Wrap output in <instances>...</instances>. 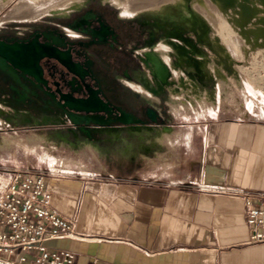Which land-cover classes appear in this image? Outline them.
<instances>
[{"label": "crops", "instance_id": "crops-1", "mask_svg": "<svg viewBox=\"0 0 264 264\" xmlns=\"http://www.w3.org/2000/svg\"><path fill=\"white\" fill-rule=\"evenodd\" d=\"M119 88L147 101L138 83ZM207 94L173 96L170 115L160 113L171 125L94 140L18 108L41 153L30 166L44 173L50 207L74 225L47 247L70 251L72 264H264V242H247L243 201L221 191L264 190V117L222 115Z\"/></svg>", "mask_w": 264, "mask_h": 264}, {"label": "water", "instance_id": "water-1", "mask_svg": "<svg viewBox=\"0 0 264 264\" xmlns=\"http://www.w3.org/2000/svg\"><path fill=\"white\" fill-rule=\"evenodd\" d=\"M188 14L193 24L206 30L203 44H207L209 25L191 10ZM174 17L188 21L178 14ZM53 32L34 31L11 44L0 41V84L15 93L19 88L24 89L21 95L7 103L0 102L1 106L13 111L22 108L42 114L52 124L65 127L74 138L81 136L88 140L118 130L137 132L141 136L143 131H154V127L163 122L162 110L159 108L157 111L149 101L144 104L138 100L135 102L111 88L91 83L92 66L71 65L70 58L61 52L64 47L61 35ZM182 41L191 49L188 56L190 67L205 80L203 51L191 39ZM195 52L201 59L194 55ZM143 62L145 65H142L141 74L147 80L141 85L154 96L164 91L172 93L171 88L184 82L168 79L173 74L171 65H163L161 61L162 65ZM18 75L27 81L30 89L20 83ZM189 77L190 82L203 83L200 79L195 81L191 73Z\"/></svg>", "mask_w": 264, "mask_h": 264}, {"label": "flooded vegetation", "instance_id": "flooded-vegetation-1", "mask_svg": "<svg viewBox=\"0 0 264 264\" xmlns=\"http://www.w3.org/2000/svg\"><path fill=\"white\" fill-rule=\"evenodd\" d=\"M85 1L80 6L70 8L65 14H55L58 16L54 19H45L27 27H4L0 29V41L11 44L26 38L34 31H55L53 33L61 35L64 43L61 52L70 58L71 65L92 66L91 83L105 89L111 88L135 102L138 99L122 93L119 86L122 79L138 84L145 83L147 77L141 74L142 65H145L143 60L147 65H171L170 71L173 74L169 75V80L189 81L191 73L195 81H203V77L190 67L188 56L191 49L182 40L191 39L202 50L206 36L204 28H198L189 18L187 21L172 16L123 17L108 2ZM213 48L216 51L213 54L215 63H221V54ZM194 55L201 59L196 52ZM203 72L205 79L210 80V73L208 74L204 65ZM18 78L22 85L30 89L26 80L20 75ZM194 83L195 91L201 89ZM23 91V88H19L15 93L9 91L6 85L0 84V102L7 103Z\"/></svg>", "mask_w": 264, "mask_h": 264}, {"label": "built area", "instance_id": "built-area-1", "mask_svg": "<svg viewBox=\"0 0 264 264\" xmlns=\"http://www.w3.org/2000/svg\"><path fill=\"white\" fill-rule=\"evenodd\" d=\"M0 187V264H72L68 250H51L47 241L73 235V221L50 207L44 173L8 170ZM245 206L248 243L264 242V190H221Z\"/></svg>", "mask_w": 264, "mask_h": 264}, {"label": "rangeland", "instance_id": "rangeland-1", "mask_svg": "<svg viewBox=\"0 0 264 264\" xmlns=\"http://www.w3.org/2000/svg\"><path fill=\"white\" fill-rule=\"evenodd\" d=\"M17 1L19 0H10L6 5H4V7H1L0 17L4 13H6L7 10H9L12 7V5H14ZM33 1L36 3L38 2V0H33ZM83 1L84 0H82V2ZM88 1L90 0H86L85 2ZM94 1L108 2L112 7H114V9L118 14H120L121 12L122 6L113 4L109 0H94ZM191 2L192 1L190 0L189 2L190 6H191ZM169 7H171V5ZM171 14H174V16L177 15L173 10V12L169 14L168 13L158 14L156 12L154 13L142 12L137 15H132V16L122 15V16L129 18L151 17V16L168 18L170 17ZM51 15H55V13L43 14L39 18L30 19V20H16V21H5V22L3 21L2 22L3 24L1 23L2 25H0V29L4 27H27L30 24H36L39 21H43L45 19H54L56 16H58V15L55 16H51ZM227 19L228 18L226 17H222L221 29L225 33H227L226 31L230 32L231 34H235L237 32V35L238 34L240 35L239 36L240 43L238 42L237 44V46L240 48L237 47L238 54H236L235 56L236 59L232 61L233 63H230L227 59H225L224 62L222 60L221 63H215V61L213 60V53L210 51L208 45L203 44L202 51L204 53L203 58L205 59L203 65H207L210 68L213 65H216V67H219L220 72H222L224 76L215 77L214 75L212 79L206 80L204 81L203 84H200L199 86L201 89H199L194 94H203L202 96L205 97V93H211L215 95L216 104H217L216 93L219 92L220 101L218 107L222 115L231 113L232 115L237 114L238 117L247 116V117L263 118L264 117V52L263 51L261 52V50H259V45L257 43L254 42V44H252L253 41H251V39L248 40L245 37H243V35H241L240 32L238 33V30L236 28H232L233 26L231 27L230 24H228L227 26V22L231 23L230 20L227 21ZM205 21L208 23V25L211 28V33L208 31L207 35L209 34L212 35L214 32V28L207 20ZM233 30L234 32H232ZM244 42L246 45H244ZM250 45L252 46L253 49L251 48ZM225 62L230 66H227ZM140 86L143 91H139V95L143 99L151 102L153 105L160 108L163 112L164 117L170 115L171 104L174 103L172 93L168 91L167 92L164 91L161 92L159 96H153L151 95V93L146 91L143 85L140 84ZM178 96H180V94H178ZM176 101L178 102L179 100ZM0 109H1L0 138H2L3 136H14L16 139L23 138L26 140L28 138V134L24 130V128H22V126L18 125L17 123V117H18L17 111L9 110L7 107L1 105H0ZM171 124L172 123L167 121L165 118L161 123V125L163 126H167ZM129 139L132 140L133 137L131 136ZM28 144H31L36 149L35 153L26 154L20 148L15 151L10 150L9 152L6 151L5 149L4 150L0 149V181L2 182L5 181V178H7L8 176L6 174H9L8 170L13 168L36 170V168L31 167L30 164H32L33 162L34 163L38 162L41 153L39 148H37L36 144L30 142H28ZM146 156H148V154H146Z\"/></svg>", "mask_w": 264, "mask_h": 264}, {"label": "bare ground", "instance_id": "bare-ground-1", "mask_svg": "<svg viewBox=\"0 0 264 264\" xmlns=\"http://www.w3.org/2000/svg\"><path fill=\"white\" fill-rule=\"evenodd\" d=\"M9 1L10 0H0V8L4 7V5H6ZM109 1L113 4L122 6L120 14L127 16L137 15L142 12L169 14L174 10V12L180 17H186L185 19H188V11L191 10L194 14L198 15L202 19L204 18L205 20H207L214 28L213 34H209L207 36V45L210 51L215 54L216 51L213 48L215 47L221 54L223 61L227 59L230 63H233L232 61L236 59L235 56L236 54H238L237 44L239 42L240 35H237L236 31L235 34H231L228 31H226L227 33H225L221 29V19L222 17H226L228 18L227 21L230 20L231 22H227V26L228 24H230L231 27L233 26L232 28H236L238 30V33L240 32V34L248 40L251 39V41H253L252 44H254V42L257 43L259 45V50H261V52H264V0H191V6L189 4L190 0ZM81 3L82 0H38L37 3L33 0H19L0 17V25L3 24V21L30 20L39 18L43 14H65L68 10H70V8L78 5L80 6ZM170 5L171 7H169ZM170 16H174V14H171ZM234 30L232 32H234ZM209 32L211 33V28L209 29ZM244 45H246L245 42ZM158 50L160 54H163L160 51L161 49ZM204 67L206 71H208V74L210 73V79H212L214 75L215 77L224 76L223 73L220 72L219 67H216V65H213L211 68L207 65H204ZM194 88H196L194 82L184 81L181 82L179 86L177 85L171 88L170 91L173 93V96H176L178 94L185 95L187 93L191 95V92H197ZM206 94L207 93H205V95ZM216 94L218 104L220 93L217 92ZM198 95L199 94L195 95L196 100H200V97ZM173 99L176 100L175 98ZM181 100H183V98ZM186 106L188 105L186 104ZM19 148L26 154L35 153L36 151V149L31 144H28V142L23 138L16 139L14 136H3L2 138H0V149H5L9 152L10 150L15 151Z\"/></svg>", "mask_w": 264, "mask_h": 264}]
</instances>
